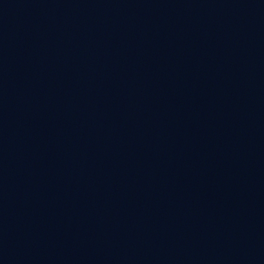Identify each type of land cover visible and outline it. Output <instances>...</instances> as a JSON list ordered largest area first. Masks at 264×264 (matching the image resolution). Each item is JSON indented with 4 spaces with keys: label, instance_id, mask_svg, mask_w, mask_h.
<instances>
[{
    "label": "water",
    "instance_id": "95a60500",
    "mask_svg": "<svg viewBox=\"0 0 264 264\" xmlns=\"http://www.w3.org/2000/svg\"><path fill=\"white\" fill-rule=\"evenodd\" d=\"M0 216L68 264H264V0H0Z\"/></svg>",
    "mask_w": 264,
    "mask_h": 264
}]
</instances>
